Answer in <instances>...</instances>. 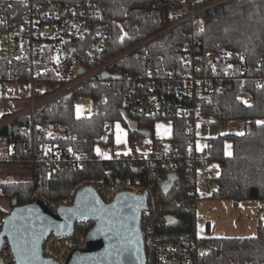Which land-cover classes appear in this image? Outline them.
I'll return each instance as SVG.
<instances>
[{
  "label": "trees",
  "instance_id": "16d2710c",
  "mask_svg": "<svg viewBox=\"0 0 264 264\" xmlns=\"http://www.w3.org/2000/svg\"><path fill=\"white\" fill-rule=\"evenodd\" d=\"M61 1L77 3L79 0ZM171 1L123 0V3L125 7L145 2H162L167 6ZM210 1L212 0L201 2ZM139 12L132 11L126 23L133 34L143 31L147 26L146 23L136 25V15ZM116 15L124 18L122 12H116ZM184 33L191 35L193 55L204 60L209 51H214L220 58L217 62L218 76L223 81L225 90L212 91L209 96L202 97L201 112L220 120L247 121L242 134L235 130L220 134L212 137V146L204 147L209 160L217 162L219 166L217 187L211 191L210 198L229 199L235 204L246 200L264 201V125L257 124L258 119H264V0H232L209 9L194 23H185L167 36L153 40L145 48L115 63L112 69L121 68L131 77L143 76L147 69H183ZM119 37L120 30L115 27L114 35L102 51L93 50L89 42L73 41L76 50L66 57L65 69L73 61L91 68L99 61L116 55L131 43L128 40L120 43ZM52 54L53 48H49L35 67L53 64ZM45 77L49 82L57 80L52 72ZM159 81L162 85L157 92L173 95L174 81L163 74ZM120 84L123 91H119ZM126 85L116 80L106 82L91 79L69 100L47 106L35 119L22 116L0 128V139L5 144H15L25 157L33 155V160L21 164L31 171V179L1 182L0 196L10 199L13 207L26 204L31 201V192L39 186L42 177L44 197L59 201L68 197L72 188L82 180L101 178L109 168L117 171L116 159L100 160L96 151V144L102 137L107 122H121L128 129L129 144L134 151H138L136 139L147 135L153 139L156 151L163 149L165 146L162 139L155 135L157 118L139 115L125 105ZM245 91L250 99L243 96ZM79 95L92 100L91 115L76 114V99ZM37 125H41L43 131H38ZM190 128L188 118H173V132L167 138L169 151L187 155L194 149L191 147L193 135L189 132ZM114 140V134L104 138L106 145H112ZM226 141L232 144L230 154L226 152ZM45 144L63 148L71 146L74 153L78 147L83 148L84 165L55 168L39 161L38 152ZM126 173L128 172H124ZM118 174L123 173L120 171ZM153 181L157 198L156 211L152 216L154 227L162 236L173 239L181 254L195 257L193 243L197 239H203L210 243L211 249L208 254L196 257L200 264H264L262 224H259L254 236H197V185L188 176L185 163L180 164L176 179L170 175L166 181L168 185L157 179Z\"/></svg>",
  "mask_w": 264,
  "mask_h": 264
},
{
  "label": "built area",
  "instance_id": "2783aa9c",
  "mask_svg": "<svg viewBox=\"0 0 264 264\" xmlns=\"http://www.w3.org/2000/svg\"><path fill=\"white\" fill-rule=\"evenodd\" d=\"M201 1L172 0L167 6L157 2L137 3L125 7L123 0H79L77 3L61 0H0L1 88L5 89L12 83L27 82L30 83L31 89V102L16 114L2 118L0 128L22 116L35 119L47 106L69 100L70 95L73 96L91 79L106 82L116 80L127 84L124 103L139 115L156 117V121L173 122L176 116L190 120L189 132L193 135L191 147L194 149L187 155L169 151L167 147L157 151L153 148L149 153L131 149L110 157L117 160V171L109 168L101 178L82 180L72 188L69 196L62 200L51 201L44 197L42 177L39 186L31 192V201L42 200L55 213L62 206L73 205L80 190L86 186L92 187L107 204L112 203L123 192L146 194L149 209H143L140 217L145 264H200L196 257L209 253L210 243L197 239L193 243L195 257L183 255L173 239L164 237L156 231L152 220L157 207L153 180L157 179L168 185L166 181L170 175L176 179L180 164L185 163L188 176H191L197 185V209L201 198L200 179H203L202 185L210 191L216 188L218 171L212 163L216 165L218 163L210 161L209 154L204 150L205 146H212V137H202L196 125L233 122L237 125L235 131L242 133L245 131L247 121L220 120L201 112L202 97L209 96L212 91L223 92L225 85L218 76L217 62L220 61L218 54L209 51L204 60L193 55L190 33H184L183 69L170 71L147 69L143 76L131 77L121 68L113 70L112 66L135 51L145 48L153 40L167 36L179 26L194 23L209 9L232 0H212L208 3ZM134 10H141L136 15V25L147 24L143 31L136 34L131 33L126 27L130 13ZM116 12L124 13V18H119ZM115 27L120 30V43L126 40L131 42L127 47L107 60L99 61L91 68L73 61L65 69L66 57L71 56L76 50L73 41L89 42L93 50L102 51L106 49L108 40L114 35ZM49 48H53V64L35 67L45 57ZM51 72L57 77L55 82H49L45 77ZM105 74L107 77H104ZM162 74L168 75L174 81L173 95L157 92L162 85L159 81ZM119 91H123L121 84ZM243 96L251 98L246 91L243 92ZM85 99L90 98L79 95L76 102ZM115 123L117 122L105 123L103 135L96 144V151L97 147L101 149L100 152L97 151L100 160L110 159L106 158L103 151L106 145L104 138L115 133ZM37 130L43 131V127L37 125ZM199 144L203 145L200 147ZM83 152L81 147L74 153L71 146L63 148L45 144L37 156L39 161L55 168L81 167L84 165ZM28 160H33V155L25 157L15 144L0 146V163L22 164ZM120 171L123 174H118ZM10 213L9 210L0 209V264H19L10 238L4 232ZM94 224V221L88 219L77 221L71 236L51 232L43 244L44 257L57 264H66L73 250L87 247L88 234Z\"/></svg>",
  "mask_w": 264,
  "mask_h": 264
},
{
  "label": "water",
  "instance_id": "95a60500",
  "mask_svg": "<svg viewBox=\"0 0 264 264\" xmlns=\"http://www.w3.org/2000/svg\"><path fill=\"white\" fill-rule=\"evenodd\" d=\"M143 209H149L146 194L123 192L107 204L92 187L86 186L73 205L62 206L56 213L38 199L13 207L4 232L10 238L19 264H57L43 255L47 236L51 232L71 236L77 221L88 219L95 224L88 234L87 247L73 250L66 264H145L140 228ZM23 241H27L29 249L26 262H22L18 251Z\"/></svg>",
  "mask_w": 264,
  "mask_h": 264
},
{
  "label": "rangeland",
  "instance_id": "374dc122",
  "mask_svg": "<svg viewBox=\"0 0 264 264\" xmlns=\"http://www.w3.org/2000/svg\"><path fill=\"white\" fill-rule=\"evenodd\" d=\"M146 3V2H145ZM147 4V3H146ZM124 5V3H123ZM137 11V10H134ZM141 11V10H138ZM30 83H12L5 89L0 85V118L5 115H14L18 109L27 106L31 102ZM79 106V114H78ZM93 111V103L90 99L76 103V114L78 116L91 115ZM115 133L121 132L120 125ZM162 126V125H159ZM237 125L233 122L229 124L218 123H198L197 130L204 138L215 137L220 134L234 131ZM118 131V132H117ZM169 132L168 127L158 128L156 125L155 135L166 136ZM124 135V133H123ZM150 139L151 136H144ZM165 147H168L169 141L162 139ZM137 143V141H136ZM5 142L0 139V146H4ZM137 145V144H136ZM203 144H199L201 147ZM111 145H105L103 151ZM126 140L120 144L121 149L126 148ZM131 147V145H130ZM138 146H136L137 148ZM132 148V147H131ZM99 152L101 149H99ZM108 150H105L107 154ZM226 152H232V144L226 141ZM219 173V166L212 163ZM31 171L21 164H5L0 163V183L5 181H26L31 179ZM203 179H200V200L197 207V227L196 233L201 238L212 237H248L254 236L258 232L259 224L264 225V201L263 200H246L235 204L229 199L210 198L211 191L202 185ZM12 204L10 199L0 196V209L11 211Z\"/></svg>",
  "mask_w": 264,
  "mask_h": 264
},
{
  "label": "crops",
  "instance_id": "0c3cea01",
  "mask_svg": "<svg viewBox=\"0 0 264 264\" xmlns=\"http://www.w3.org/2000/svg\"><path fill=\"white\" fill-rule=\"evenodd\" d=\"M21 109L22 108L18 109L17 112H19ZM6 116H9V115H6ZM0 119H2V118H0ZM116 124L120 125L123 128H122L121 132L114 133V135H115L114 143L108 149H107V147L105 148V150H108L107 151V154H106V152L104 150V153H105L106 158H110V157H112L116 153H126V152H128V151L131 150V147H130V144H129V131H128V129L125 126H123V124L121 122L115 123V126H116ZM156 125H158V126L159 125L166 126V127H168L169 132H170V133L168 132L169 134H167L166 136L163 135L161 137L159 135H156V137H158L160 139H163V138H166L167 139V138H169L172 135V132H173V122L172 121H170V120H159V121H156V123H155V130H156ZM117 129H118V127H117ZM123 133H124V135H123ZM118 136L120 138V142H117V137ZM123 139L126 140V143L128 145V146H126L125 149H121L119 147L120 144L123 142ZM136 141H137V143H136L137 145L136 146H138L137 147V150L139 152L149 153L154 148V141H153L152 138H150L148 140L145 137H139V138L136 139ZM97 150H98V147H97Z\"/></svg>",
  "mask_w": 264,
  "mask_h": 264
},
{
  "label": "snow or ice",
  "instance_id": "6c2138e0",
  "mask_svg": "<svg viewBox=\"0 0 264 264\" xmlns=\"http://www.w3.org/2000/svg\"><path fill=\"white\" fill-rule=\"evenodd\" d=\"M241 59H243V57H241ZM78 114H79V106H78ZM257 124L264 125V121H257ZM117 127H119V125H117ZM160 127H163V126H158V128ZM117 142H120L119 136L117 137ZM26 244H27V241H23V244L18 247V251L20 252L22 262H26V258L29 256V249L26 247ZM32 254L33 255L35 254L34 249L32 250Z\"/></svg>",
  "mask_w": 264,
  "mask_h": 264
}]
</instances>
